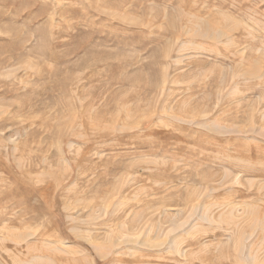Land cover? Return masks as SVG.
<instances>
[{
  "label": "rangeland",
  "instance_id": "374dc122",
  "mask_svg": "<svg viewBox=\"0 0 264 264\" xmlns=\"http://www.w3.org/2000/svg\"><path fill=\"white\" fill-rule=\"evenodd\" d=\"M0 264H264V0H0Z\"/></svg>",
  "mask_w": 264,
  "mask_h": 264
}]
</instances>
